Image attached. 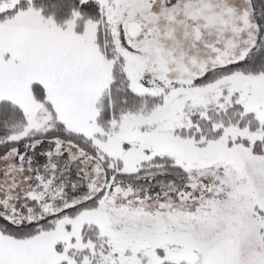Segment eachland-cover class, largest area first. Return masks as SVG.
<instances>
[{
	"label": "snow or ice",
	"instance_id": "1",
	"mask_svg": "<svg viewBox=\"0 0 264 264\" xmlns=\"http://www.w3.org/2000/svg\"><path fill=\"white\" fill-rule=\"evenodd\" d=\"M0 264H264V0H0Z\"/></svg>",
	"mask_w": 264,
	"mask_h": 264
}]
</instances>
